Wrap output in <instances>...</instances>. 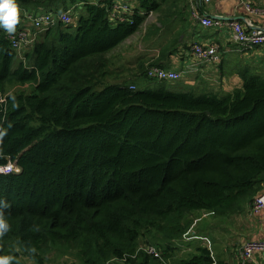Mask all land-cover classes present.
I'll return each mask as SVG.
<instances>
[{
    "label": "trees",
    "instance_id": "trees-1",
    "mask_svg": "<svg viewBox=\"0 0 264 264\" xmlns=\"http://www.w3.org/2000/svg\"><path fill=\"white\" fill-rule=\"evenodd\" d=\"M57 1L17 0L24 12L11 34L30 27L25 12ZM62 1V12L69 1L84 13L40 33L18 66L0 29V200L11 226L0 255L13 264L51 254L82 264H215L199 242L187 256L177 243L199 213L231 218L263 193L264 77L244 68L242 88L226 95L183 92L177 82L140 88L169 51L128 76L110 55L161 4L135 0L127 21L112 23L117 0ZM18 85L31 92H10ZM141 240L161 258L138 252Z\"/></svg>",
    "mask_w": 264,
    "mask_h": 264
},
{
    "label": "crops",
    "instance_id": "crops-1",
    "mask_svg": "<svg viewBox=\"0 0 264 264\" xmlns=\"http://www.w3.org/2000/svg\"><path fill=\"white\" fill-rule=\"evenodd\" d=\"M252 1L255 6L264 7V0ZM159 3L161 4L159 9L151 12V14L154 13L156 15V22H153L151 29H148L143 34V38L146 41H141L136 46L138 57L135 59L133 57L134 53L127 50L126 44L128 42H125L110 55L115 62L114 66L124 76H128L133 70H137L141 63L149 66L159 60L162 54L168 55V51L171 57L162 63V67L171 71H181L192 62L191 45L218 43L222 46L221 51L223 56L225 55L224 58H222L220 64L203 67L197 74L186 79L185 84L187 85L186 88H189L188 90H193L194 85L196 88L204 90L205 86L210 88L218 86L223 90L222 92L230 94L233 90L242 88L243 83L239 72L244 68L251 69L254 73L264 77V48H258L248 53L237 52V47L232 42L230 32L205 29L198 20L192 17L189 0H184L183 6L173 10L166 9L165 3ZM38 11L36 13L59 10L54 9L52 5H47ZM195 11L201 18H214L225 21L235 19L243 24L251 21L255 28L264 30V17L246 14L236 0H212L208 5L202 0H196ZM24 22L32 28L27 20ZM179 90L181 91V88ZM206 92L209 93L208 91ZM242 213L245 214L241 215L239 213L241 215L239 218H243V220L240 225V231L237 233H233L228 228L229 224H232L230 221L236 218L235 215L231 217L232 219H221L213 215L203 214V218H212L211 216L215 218L205 225L199 224L200 219L195 222L192 233L186 235L177 243L186 248V251L180 255L185 254L183 256H187L190 253H194V249L189 247V244L199 242L211 252L215 264H238L235 255L243 243L264 244V215L252 217L249 214V210ZM220 223L225 224L227 227H221ZM210 234H213V239ZM218 239L223 240L226 247L225 250H217L220 258H218L213 248L214 241ZM190 240L191 242H189ZM254 264H264V248L256 251Z\"/></svg>",
    "mask_w": 264,
    "mask_h": 264
},
{
    "label": "built area",
    "instance_id": "built-area-1",
    "mask_svg": "<svg viewBox=\"0 0 264 264\" xmlns=\"http://www.w3.org/2000/svg\"><path fill=\"white\" fill-rule=\"evenodd\" d=\"M121 4L116 2L113 10L110 13L109 19L113 22H125L127 17L132 15L133 2ZM205 4H209L212 0H202ZM196 0H189L191 8V15L195 20H198L201 26L205 29L226 30L230 32L232 42L236 45L237 51L240 53H248L258 48H264V30L255 28L251 21L242 23L235 19L228 21L214 18H201L195 11ZM238 5L251 16L264 17V7H257L252 0H236ZM78 7V6H76ZM20 8V7H19ZM24 10L20 8V13ZM25 20L31 24L27 29L19 30L15 34H10L9 41H11L12 48L16 52L23 48H32L36 44L38 35L57 24L66 26L74 24L73 12L71 10L49 11L44 13H28L25 12ZM192 62L181 71L168 70L160 66H153L147 69L146 76L150 81L157 82H178L189 79L192 75L197 74L203 67L216 65L222 61L223 55L221 46L218 43H210L207 45L193 44L191 45ZM135 87H130L134 90ZM250 216L264 215V191L261 193L250 205ZM193 231V230H192ZM192 231L189 233L191 234ZM188 234V235H189ZM191 242V240L189 241ZM260 248H264V244L245 242L236 251V260L238 264H254V255ZM138 252H145L150 256L161 258L162 252L156 249L153 245H144L138 248ZM122 263L125 260L120 261Z\"/></svg>",
    "mask_w": 264,
    "mask_h": 264
},
{
    "label": "rangeland",
    "instance_id": "rangeland-1",
    "mask_svg": "<svg viewBox=\"0 0 264 264\" xmlns=\"http://www.w3.org/2000/svg\"><path fill=\"white\" fill-rule=\"evenodd\" d=\"M91 1H94L95 3H97V0H91ZM118 1V0H117ZM130 0H120L121 4H124V3H128ZM135 1V0H134ZM133 1V2H134ZM159 2H163L165 3V6H166V9L168 10H173V9H179L180 6H183L184 4V0H158ZM132 2V3H133ZM136 2L133 3V6L135 5ZM67 7L73 12V18L74 20L77 19L78 17H80L84 11L81 7H76L75 4H72V2H69L67 1L66 3ZM54 7V9L56 8L57 10L59 11H62L63 7H64V2L62 0L60 1H57L54 5H52ZM137 6V5H135ZM32 12V10H30ZM156 15L153 13L151 15H149L147 17V21L146 23L143 25L141 31L139 33H137L135 36H133L129 41L128 43L126 44V48L129 52H132L134 53V58L136 59L138 57L137 55V51H136V46L138 43H140L141 41H146L145 38H143V34L145 31H147L148 29H151V26L153 24V22H156ZM30 51V49L28 48H23L22 50H20L19 52L17 51L18 53V61H17V65L19 63L22 62V59H24V54L28 53ZM186 82L184 81H180V82H177V83H173L175 84L177 87V89L179 90V88H181V91L185 92V91H194L195 93L197 94H200V93H207L206 91H208L209 93L211 92H214L218 95H226L227 93L225 92H222L223 90H221L218 86H215V87H208V86H205V90L204 89H199V88H196L195 85H194V89L193 90H188L189 88H186L187 85L185 84ZM140 88H145V87H150L151 89L155 88V87H158L159 84H156V83H150L149 81H146V80H141L140 83ZM183 88V89H182ZM10 92H18V91H26V92H31V88L29 86H14L12 88H9ZM211 91V92H210ZM203 214L204 213H199L198 217H200L199 219V224L200 225H205L206 223H208L209 221H211L213 218V216H211L212 218H203ZM245 213H241V215H244ZM240 214H237L235 215L236 218H231L232 220L230 222H232V224H229V229L233 231V233H237L240 231V225L242 224V220L243 218H239L241 216ZM234 217V216H233ZM222 219V218H221ZM228 220V219H226ZM229 223V222H228ZM221 227H227L225 224H222L220 223L219 224ZM211 235V238L213 239V234H210ZM139 247H142L144 245H146V242L144 240H141L140 243H139ZM150 245H155V243H150ZM180 248H182V252L181 253H184L186 251V248L185 246H180ZM213 248H214V251H216V255L219 257V253H217V250L221 251V250H225V243L224 241L221 239H218V240H215L214 243H213ZM182 255H185V254H182ZM19 264H37L36 262L32 261V260H29V259H23L21 260V262H19ZM44 264H82L76 257L72 256V255H68V254H61V255H58V254H51L49 255L45 261H44ZM113 264H128V263H122V262H119V263H113Z\"/></svg>",
    "mask_w": 264,
    "mask_h": 264
},
{
    "label": "clouds",
    "instance_id": "clouds-1",
    "mask_svg": "<svg viewBox=\"0 0 264 264\" xmlns=\"http://www.w3.org/2000/svg\"><path fill=\"white\" fill-rule=\"evenodd\" d=\"M20 23V8L17 0H0V29L11 34L16 31ZM9 205L0 200V238L4 237L10 230L11 226L5 215L4 209ZM32 251H35L33 249ZM12 255H0V264H13Z\"/></svg>",
    "mask_w": 264,
    "mask_h": 264
},
{
    "label": "bare ground",
    "instance_id": "bare-ground-1",
    "mask_svg": "<svg viewBox=\"0 0 264 264\" xmlns=\"http://www.w3.org/2000/svg\"><path fill=\"white\" fill-rule=\"evenodd\" d=\"M257 17H258V16H257ZM78 25H79V24H78ZM78 25H77V26H78ZM70 26H71V25H70ZM70 26H69V27H70ZM77 26H76V27H77ZM67 27H68V26H67ZM69 27H68V28H69ZM221 47H222V46H221ZM221 49H222V48H221ZM190 50H191V48H190ZM224 50H225V49H224ZM235 50H236V49H235ZM237 52H238V51H237ZM248 52H249V51H248ZM222 55H223V54H222ZM191 56H192V55H191ZM224 56H225V55H224ZM224 56H223V58H224ZM219 64H220V63H219ZM152 66H154V65H152ZM214 66H215V65H214ZM209 68H210V67H209ZM165 69H166V68H165ZM154 83H155V82H154ZM164 84H166V83H164ZM131 258H132V257H131ZM135 258H136V257H135ZM126 259H128V258H126ZM111 263H113V262H111Z\"/></svg>",
    "mask_w": 264,
    "mask_h": 264
}]
</instances>
